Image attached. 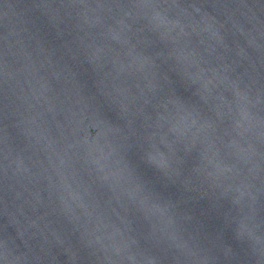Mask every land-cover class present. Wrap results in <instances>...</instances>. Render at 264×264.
I'll return each instance as SVG.
<instances>
[{"label":"water","instance_id":"water-1","mask_svg":"<svg viewBox=\"0 0 264 264\" xmlns=\"http://www.w3.org/2000/svg\"><path fill=\"white\" fill-rule=\"evenodd\" d=\"M0 264H264V0H0Z\"/></svg>","mask_w":264,"mask_h":264}]
</instances>
